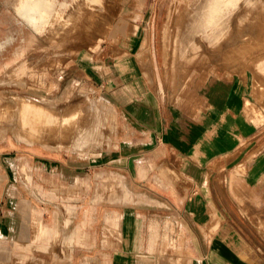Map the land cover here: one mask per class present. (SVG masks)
<instances>
[{
    "label": "crops",
    "instance_id": "0c3cea01",
    "mask_svg": "<svg viewBox=\"0 0 264 264\" xmlns=\"http://www.w3.org/2000/svg\"><path fill=\"white\" fill-rule=\"evenodd\" d=\"M146 3L132 1L139 13H125L116 30L131 33V55L146 35ZM122 59L111 79L102 53L81 68L122 137L89 158L40 156L56 189L41 199L19 191L18 212L3 210L0 264H264V99L255 81L224 74L165 94L156 76Z\"/></svg>",
    "mask_w": 264,
    "mask_h": 264
},
{
    "label": "rangeland",
    "instance_id": "374dc122",
    "mask_svg": "<svg viewBox=\"0 0 264 264\" xmlns=\"http://www.w3.org/2000/svg\"><path fill=\"white\" fill-rule=\"evenodd\" d=\"M132 1L103 0L95 10L85 13L88 9L86 5L81 9L82 0H54L50 23L37 31L20 14L19 0H0V117L5 112L17 113L27 99L52 113L56 122L81 113L67 134L60 127L53 128L52 149L19 141L14 124L0 127V226L4 225V209V213L11 211L12 215L18 212L19 191L26 192L28 198L41 199L43 192L56 189L49 176L43 177L52 168L49 163L41 166L40 156L65 157L75 153L89 158L122 137L116 133L113 110L102 108L92 86L83 78V60L95 54L102 53L103 78L111 79L115 64L121 57V61H128L130 56L142 65L149 80L156 76L165 94L179 93L182 86L183 90L192 89L195 80L205 87L224 74H250L264 99V0L237 1L222 22L224 31L220 34L197 29L209 0H146L147 6L140 8L145 15L142 25L146 35L138 38L131 55V33L121 30L118 35L116 30L125 13H139V9L130 8ZM132 25L136 23L130 21L125 26ZM40 103L47 104L46 108ZM87 118H97L98 122L89 123ZM93 121L95 125L91 124ZM89 132L94 139L100 137L93 140L97 144L80 148L79 141L91 137ZM2 236L0 231V248ZM10 264L20 263L11 260Z\"/></svg>",
    "mask_w": 264,
    "mask_h": 264
},
{
    "label": "bare ground",
    "instance_id": "6f19581e",
    "mask_svg": "<svg viewBox=\"0 0 264 264\" xmlns=\"http://www.w3.org/2000/svg\"><path fill=\"white\" fill-rule=\"evenodd\" d=\"M102 1L103 0H82V2L79 4L81 7L86 5L88 11H86L85 13H87V12L90 13L93 10H95ZM237 1H239V0H209L208 6L205 9V12L203 15V19H200V21L197 23V29H199L200 31H204V32L207 31L208 33L212 32V34H214L215 32H219V34L222 33L224 30L221 28V24H222V22L225 21L224 19L226 17H229L228 15L233 10V8L237 5L236 4ZM13 4H12V6H13ZM53 4H55L54 0H19V12L28 23L33 25L35 30L42 31V29H43L42 25H44L45 23H47V24L50 23L49 16L53 12ZM81 9H83V7ZM83 13H84V11H83ZM99 18H101V17H99ZM90 19H91V16H90ZM98 21H100V19H98ZM86 22H88V21H86ZM90 24H92L91 21H90ZM81 34H83V32ZM211 36H213V35H211ZM34 104H36V105L33 106ZM37 104L38 103H35L30 99H27V101H25V103L21 106L20 111H18L17 113H15V110L11 111L10 113L5 112L3 114V116L0 117V127L3 125H7V124H11V125L14 124L13 128H15V130H16L19 141L27 142V144L28 143L29 144L39 143V144L43 145L44 148L52 149L53 145H51L50 142H51L52 136L55 135L54 134L55 129H53V128L60 127L62 129V133H64V135L67 134L70 130V127L73 126L74 124H76L77 117L80 116L81 113L75 114V115L68 117V118H62L59 120V122H56V119L54 118L52 113H50L49 111H46L44 108L38 107ZM46 105L47 104H44V105H42V107L45 106V108H46ZM86 120L89 121V123H90L91 119L88 120V118H87ZM86 120H85V123H86ZM92 120H94V119H92ZM92 120H91V122H92ZM95 120H97V122H98L97 118ZM57 121H58V119H57ZM94 121H93V123H91L92 125H95L96 121L95 122ZM86 124H88V122ZM81 125H83V124H81ZM81 125H79V126H81ZM55 126H57V127H55ZM85 126L86 125L84 124V127ZM9 128H10V126H9ZM12 129H10V131ZM79 129H81V128H79ZM82 131H84V130H82ZM82 131H80V132H82ZM87 131H88V129H87ZM91 131H92V129H91ZM95 131H97V128ZM95 131H93V133H95ZM13 134H15V133H13ZM76 134L77 133H75V136H76ZM79 134H82V133H79ZM89 134L91 135V137H88L89 136L88 135L85 138L83 137L85 139V140L83 139L84 141L82 140L83 142H80L81 140L79 141L80 148L82 146L97 144L95 141L93 143V140H97L100 137H97V139H94L95 137L94 136L92 137V133L89 132ZM70 136H68V138ZM81 136H83V135H81ZM96 136H97V134H96ZM99 136H101V135H99ZM77 137L79 140L78 135H77ZM77 137H76V139H77ZM74 141H76L75 138H74ZM77 148H79V147H77Z\"/></svg>",
    "mask_w": 264,
    "mask_h": 264
}]
</instances>
